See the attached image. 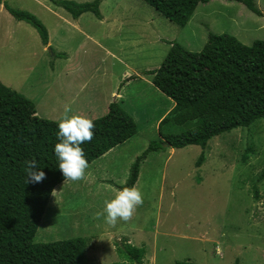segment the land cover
Instances as JSON below:
<instances>
[{
    "label": "rangeland",
    "instance_id": "obj_1",
    "mask_svg": "<svg viewBox=\"0 0 264 264\" xmlns=\"http://www.w3.org/2000/svg\"><path fill=\"white\" fill-rule=\"evenodd\" d=\"M6 2L35 14L54 37L53 52L39 56L37 30L26 22L21 27L4 5L2 83L33 100L43 118L59 121L68 106L70 114L94 119L117 101L138 126L136 135L89 164L86 180L54 188L56 197L51 195L35 242L85 237L88 264L128 261L120 251L126 242L144 246L145 264H264V120L222 133L205 148L165 146L150 152L135 184L144 203L133 218L112 226L95 217L123 188L137 157L160 138L159 120L174 104L149 72L125 83L115 80L122 66L154 70L172 43L200 51L209 32L229 33L251 45L264 39V16L236 1L211 0L200 3L183 27L144 0H102L106 18L92 12L74 18L51 0ZM255 2L264 12V0Z\"/></svg>",
    "mask_w": 264,
    "mask_h": 264
},
{
    "label": "trees",
    "instance_id": "obj_2",
    "mask_svg": "<svg viewBox=\"0 0 264 264\" xmlns=\"http://www.w3.org/2000/svg\"><path fill=\"white\" fill-rule=\"evenodd\" d=\"M51 1L74 18L86 12L102 17L101 0ZM144 1L184 27L199 4L211 0ZM230 1L264 16L255 0ZM0 4L16 20L33 26L43 44H48V28L35 14L15 9L5 0H0ZM148 74L175 105L159 122L160 138L137 157L123 187L136 184L141 162L152 151L165 146L205 148L222 133L264 120V39L247 45L235 35L209 32L200 51L172 43L161 65ZM93 120L94 139L82 145L89 164L138 132L134 118L117 101L110 104L105 115ZM58 130V121L40 117L33 100L0 81V264H88L85 237L35 242L52 192L64 181L54 152ZM205 157L202 153L197 166L203 164ZM32 158L38 161L46 179L27 184L24 162ZM260 179H264V171ZM255 195L259 196L257 190ZM120 251L128 261L114 264H145L144 246L126 242ZM235 264L240 263L237 260Z\"/></svg>",
    "mask_w": 264,
    "mask_h": 264
},
{
    "label": "clouds",
    "instance_id": "obj_3",
    "mask_svg": "<svg viewBox=\"0 0 264 264\" xmlns=\"http://www.w3.org/2000/svg\"><path fill=\"white\" fill-rule=\"evenodd\" d=\"M71 113V108L66 106L58 121V142L54 145V152L58 157V168L68 181L78 182L87 179L89 161L82 147L94 139V120L85 114ZM26 183H39L46 179V173L38 167L35 158L24 162ZM56 197V190L52 192ZM144 203L142 190L133 185L123 187L115 192L113 198L104 202V208L95 213V217L104 218L109 225L115 226L119 221L128 222L136 213L138 207Z\"/></svg>",
    "mask_w": 264,
    "mask_h": 264
},
{
    "label": "crops",
    "instance_id": "obj_4",
    "mask_svg": "<svg viewBox=\"0 0 264 264\" xmlns=\"http://www.w3.org/2000/svg\"><path fill=\"white\" fill-rule=\"evenodd\" d=\"M6 1V0H5ZM102 1V0H101ZM2 8H4V4H0V10L1 11H4ZM60 15V14H59ZM83 15V14H82ZM102 15H103V18H106V16L102 13ZM61 16V15H60ZM62 17V16H61ZM59 18V17H58ZM106 20V19H105ZM58 21V20H57ZM20 22V21H19ZM22 22H24V21H21L20 23H18V24H20V26L22 27L23 25H25L24 23H22ZM26 26V25H25ZM19 29H21V28H19ZM49 31V30H48ZM54 37V35H53V32H52V30H50L49 31V41H48V43H49V45L47 46V44L45 45V44H43V42L42 43H39V46H40V49H39V56L40 55H42L43 54V52L44 53H48V52H53L52 51V44H51V41H52V38ZM42 41V40H41ZM53 43V42H52ZM51 47V48H50ZM48 48H49V50H48ZM28 54H30L31 55V58L32 59H35L34 58V52L32 51V52H30V53H28ZM52 56H53V54H52ZM38 61V60H37ZM37 61H36V63L35 64H37ZM151 70L150 69H141V66H137V69H136V66H135V68L134 67H132L129 63L128 64H125V65H123L122 66V68H121V70H120V73H121V75H120V77L119 78H117V79H115V80H121L123 83H125V80H127V79H129V78H131L130 76L131 75H134L135 76V74L137 75L138 73H139V75H138V77L140 76H143L142 74H141V72H143V73H148V72H150ZM137 77V78H138ZM139 77V78H140ZM131 81H133V80H128V82L126 83L127 85L128 84H130L131 83ZM114 91H116V89H113ZM118 93L119 92H116L115 94L116 95H118ZM119 95H121L120 96V99H121V101H122V99H123V95L122 94H119ZM122 103H123V101H122ZM175 105V102H174V104L172 105V107ZM172 107L171 108H169V109H167L166 110V112H164L163 113V115H162V117L160 118V120L172 109ZM159 120V121H160ZM114 148H116V147H114ZM113 148V149H114ZM113 149H111V150H113ZM110 152V151H109ZM109 152H107L106 153V155H103L102 157H100V159H103V157H105V156H107V154L109 153Z\"/></svg>",
    "mask_w": 264,
    "mask_h": 264
}]
</instances>
